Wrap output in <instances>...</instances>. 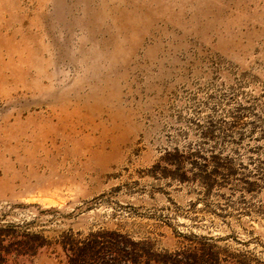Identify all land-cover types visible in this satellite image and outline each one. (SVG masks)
<instances>
[{"label":"rangeland","instance_id":"374dc122","mask_svg":"<svg viewBox=\"0 0 264 264\" xmlns=\"http://www.w3.org/2000/svg\"><path fill=\"white\" fill-rule=\"evenodd\" d=\"M86 244L264 264V0H0L2 253Z\"/></svg>","mask_w":264,"mask_h":264},{"label":"trees","instance_id":"16d2710c","mask_svg":"<svg viewBox=\"0 0 264 264\" xmlns=\"http://www.w3.org/2000/svg\"><path fill=\"white\" fill-rule=\"evenodd\" d=\"M28 237V241H18L16 245L20 247L19 249V254H28V253H36L37 249L42 246V243H37L40 240V236L37 234H33L31 236H26ZM89 244H86L82 248H79V254L76 257H72L70 260V264H87L86 259L84 258V254L86 253L87 247ZM217 246L212 245V244H207L204 245L203 248V256H198V254H193L190 257L186 259L185 264H222V259L220 257V251L216 250ZM225 251V250H223ZM3 248L0 245V264H6V255L3 253ZM8 252V251H6ZM170 257V256H166ZM237 257H242V256H237ZM227 260V259H225ZM135 264V259L132 260ZM181 261L179 259H174L172 260L171 264H179ZM242 264H247L246 260H241L240 261Z\"/></svg>","mask_w":264,"mask_h":264}]
</instances>
